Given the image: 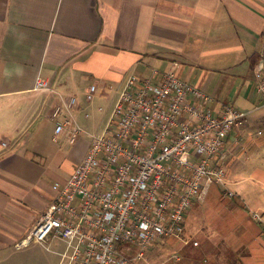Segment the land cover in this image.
<instances>
[{
	"label": "crops",
	"instance_id": "obj_1",
	"mask_svg": "<svg viewBox=\"0 0 264 264\" xmlns=\"http://www.w3.org/2000/svg\"><path fill=\"white\" fill-rule=\"evenodd\" d=\"M263 56L264 0H0V249L32 230L92 136L109 128L127 81L157 84L175 71L213 97L214 116L228 106L247 116L224 138L226 185H206L183 233L145 257L264 264V102L256 90ZM39 79L55 92L38 90ZM67 119L82 129L75 143L56 133Z\"/></svg>",
	"mask_w": 264,
	"mask_h": 264
},
{
	"label": "built area",
	"instance_id": "obj_2",
	"mask_svg": "<svg viewBox=\"0 0 264 264\" xmlns=\"http://www.w3.org/2000/svg\"><path fill=\"white\" fill-rule=\"evenodd\" d=\"M37 89L55 92L43 79ZM256 90L264 102V56ZM96 91V85L90 87L88 100ZM212 100L175 71L157 84L131 77L109 128L92 136L84 160L64 185L57 184V196L15 247L38 242L51 249L60 241L66 246L59 264H132L121 253L123 245L137 246L144 258L155 243L182 234L187 212L203 198L206 185H226V170L218 164L224 138L247 116L228 106L216 117ZM76 105L72 97L65 107L71 111ZM60 115L61 105L54 118ZM56 133H68L75 143L82 129L67 119L58 122ZM254 218L261 220L257 213Z\"/></svg>",
	"mask_w": 264,
	"mask_h": 264
},
{
	"label": "rangeland",
	"instance_id": "obj_3",
	"mask_svg": "<svg viewBox=\"0 0 264 264\" xmlns=\"http://www.w3.org/2000/svg\"><path fill=\"white\" fill-rule=\"evenodd\" d=\"M65 246V243L55 241L52 243L51 249H48L46 245L33 242L22 249H17L13 243L0 249V264H58L60 261L59 254L65 250ZM127 248L131 250L130 253L126 251ZM138 251L137 246L130 244L121 247L122 255L133 259L132 264H154L152 257L149 258V254L147 257L139 258Z\"/></svg>",
	"mask_w": 264,
	"mask_h": 264
}]
</instances>
